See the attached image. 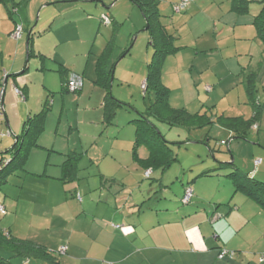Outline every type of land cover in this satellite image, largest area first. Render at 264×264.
I'll list each match as a JSON object with an SVG mask.
<instances>
[{
  "label": "rangeland",
  "instance_id": "obj_1",
  "mask_svg": "<svg viewBox=\"0 0 264 264\" xmlns=\"http://www.w3.org/2000/svg\"><path fill=\"white\" fill-rule=\"evenodd\" d=\"M21 1L15 0L17 4ZM159 6L163 24L167 25L170 33H175L174 25H178V29L180 22L183 23L181 14L175 11L177 4L173 0H162ZM254 8L257 9L255 6ZM105 14L115 22L112 21L110 25L103 23L102 16ZM19 16L20 14L15 15L21 21ZM32 26H35L36 34L41 31L42 35H37L39 37L35 40L37 45L29 59L28 71L23 72L27 60V35L31 31V28H26L23 68L16 72L19 73L16 78H21L20 83L25 81L31 94L26 102L19 98L14 102L20 103L19 109L22 112L24 105H27L31 111L29 117L40 113L47 105L46 126L37 145L29 146L24 166L19 167L17 161L9 166L14 158L10 151L16 143V137L22 133L23 124L29 118L21 124V120L16 117L18 108L9 110V97L12 94L9 83L6 89V108L9 118L13 117L14 128L12 125L13 135L10 136L7 135L9 127L6 122L0 124V162L5 164V168L9 166L0 176L2 203L5 197L10 198L15 189L21 188L25 181L36 185L34 181L44 180L46 169L49 172L57 168L60 170V166L71 152L82 155L79 174L83 177L99 174L100 170L108 174L118 173L116 164L125 160L122 158V151L126 150L123 146H127L128 141L132 139L131 144L134 146V136L131 134L135 135L136 128L132 121L140 119V113L146 112L151 103V96L149 93L145 96L142 85L148 75L154 48L149 45L150 36L145 30L147 24L143 13L131 0H52L50 6L45 9L35 10ZM219 28L223 35L218 37L220 47L215 41V49L202 54H207L211 61L220 60L224 66L229 60H246L245 66L249 63L255 67L260 65L264 51L261 41H258L259 48L252 41L236 40V36L231 33L233 31L230 32L226 25H220ZM190 29L192 28L187 27L180 32L182 38L176 45H191L187 42L188 36H191ZM109 44H112L109 67H115L111 93L114 99L123 105L116 109L114 125L106 127L103 110L106 93L95 81L98 58ZM40 51L44 54L43 58L39 56ZM188 52H191V49H184L181 56L187 55ZM62 64H68L72 72L82 76L85 87L81 92L76 94L65 90L62 84L63 75L60 73ZM217 66L216 72L224 75V68L221 70ZM204 75L210 76L212 72ZM25 85L20 87L25 89ZM184 87L195 89L190 81L185 83ZM195 87L201 88L203 93L200 100H203L204 104H198L200 109L204 110L203 106L214 107L212 110L215 123L192 131L184 127L171 129L160 125L165 140L172 145L177 162L165 171H153L150 179H146L144 170L138 168L142 175L135 193H145L150 189V192H155L161 200L174 199V195L180 194L183 198L184 185L190 179L192 181L196 178L191 184L194 191L195 185L198 184L201 193L206 197L219 196L221 199H229L235 192L233 182L227 177L231 173V163H234L242 174L264 182V64L258 72V101L261 107L258 106L256 112L245 93L241 76L229 73L215 85L203 82ZM255 113L259 114V127L250 131L248 140L232 139V133L217 123L218 117L223 115L251 119ZM209 116L213 117L211 113ZM2 134L5 136L2 137ZM139 156L145 159L148 153L141 149ZM93 158L95 162L92 163L90 159ZM98 161L101 164L100 169ZM258 161L259 165L256 164ZM28 173L33 176L27 179ZM7 209L11 212L8 206ZM10 216L11 213L7 216L0 214L1 228ZM0 254L6 258L10 257L9 253ZM55 256L60 259V255L55 253ZM12 263L25 264V261L16 258L12 259ZM30 264L49 263L33 259Z\"/></svg>",
  "mask_w": 264,
  "mask_h": 264
},
{
  "label": "crops",
  "instance_id": "obj_2",
  "mask_svg": "<svg viewBox=\"0 0 264 264\" xmlns=\"http://www.w3.org/2000/svg\"><path fill=\"white\" fill-rule=\"evenodd\" d=\"M158 1L160 4L162 0ZM250 1L249 13L238 14L232 11V0H191L177 12L181 14L183 23L180 22L178 29V25H174L175 33H170L167 25L163 24L174 35V46L177 48L174 54L165 59L161 76L162 84L169 91L168 100L172 108L185 109L190 114L209 112V107L200 109L199 106L204 104L200 100L203 93L201 88L195 86L203 82L215 85L229 73L241 76L245 89L246 75L259 66L255 67L252 63L245 66L246 60H229L225 67L220 60L211 61L207 54L202 53L213 51L215 41L220 47L218 37L223 36L220 25L232 30L230 32L236 36V40L252 41L260 48L258 41L261 40L253 22L262 9L261 0ZM173 2L178 5L182 0ZM50 3L52 0H22L20 4L15 0H7L0 4V73L7 72L11 76L6 81L7 85L11 84L12 93L9 110L18 108L16 117L21 120V124L31 112L27 105H24L22 112L20 103L14 102L18 98L26 102L31 94L25 81L20 83L21 78H16L19 74L16 72L23 68L24 32L26 28H31L27 35L28 57L30 36L33 35L32 47L35 49V40L42 35L41 31L36 34L35 26H32L35 10H43ZM17 14H20L18 18L21 21L15 17ZM17 25L23 27V32L16 39L12 34ZM187 27L192 28L187 40L190 47L176 45L182 38L180 32ZM188 48L191 52L181 56L182 51ZM39 54L44 57L41 51ZM263 54L264 51L260 65ZM216 66L221 70L224 68V75L216 72ZM62 67L69 75L76 74L69 69L68 64H62ZM209 71L212 75L205 76ZM188 81L192 82L195 89L184 87ZM21 85H25V89ZM15 87L24 92L25 99L16 94ZM6 95L7 90L4 96L5 118L2 122H6L9 127L7 135L11 136L13 117L9 118L8 115ZM131 136H134L135 141V135ZM132 141L123 146L126 150L122 151V158L125 160L116 164L119 169L116 174L100 170L99 174L85 177L78 174L74 182L63 183L62 164L60 170L57 168L49 172L46 169L44 180L34 181L36 185L25 181L21 188L10 194V198L5 197L3 200L7 215L11 213L9 219L4 221L3 228L18 239L46 246L54 254H58V250L65 246L66 254H58L60 264H264L260 262V256L264 255V210L253 199L236 191L229 199L206 197L198 184L188 205L181 202L182 194L174 195V199L161 200L150 189L145 193H135L142 175L138 168H143L134 161ZM101 156L104 158L103 154ZM90 161L95 162L94 158ZM99 165L98 161L100 169ZM29 176L33 175L28 173L27 179ZM190 180L184 185L185 189L196 178ZM163 200L165 202H159ZM221 249L234 251L236 255L234 258L220 259Z\"/></svg>",
  "mask_w": 264,
  "mask_h": 264
},
{
  "label": "trees",
  "instance_id": "obj_3",
  "mask_svg": "<svg viewBox=\"0 0 264 264\" xmlns=\"http://www.w3.org/2000/svg\"><path fill=\"white\" fill-rule=\"evenodd\" d=\"M131 1L134 3V5L139 7L143 13L146 24L149 27V45L154 48V56L152 62L149 64L148 75L144 83L146 85V90L143 89L145 96L148 93L150 94L151 103L150 106L147 107L146 112L140 113L142 116L140 119L138 118L132 121L136 128L132 152L133 158L134 161L139 164L141 168H143L145 174L148 171H151L150 176H146L147 179H150L153 171H165L171 167L172 164L177 162V156L172 149V145L165 140L163 134L160 131V125L168 126L171 129L175 127H184L188 131H192L194 129L197 130L211 126L215 123L216 119H214V108L213 110L210 108L209 112H206L205 114H190L185 109H174L171 107L168 100L169 91L162 84L161 76L165 59L168 55L174 54L177 51V48L174 46V35L168 32L161 21L162 15L159 10L158 0ZM6 2L7 0H0V4ZM250 3V0H232V11L238 14H247L249 13ZM259 3L262 5V9L254 17L253 24L257 30L259 39L264 44V0H261ZM15 9L14 11H16ZM12 13L13 11L10 12L11 15ZM32 36H30L29 39L27 64L23 72L28 71V62L33 54ZM111 53L112 44H109L102 55L98 58L96 65L97 79L95 84L98 87L104 89L106 93L103 103L104 125L106 127L114 125L116 109L123 105L121 102L115 100L111 93L112 76L115 68L114 66L109 67ZM262 64H264V59ZM261 67L262 65H259L257 71L254 70L248 73L245 77V90L247 97L250 100V104L254 107L255 112L258 106L261 107V104L258 101L257 88L258 72ZM60 73L63 75L62 84L65 90L69 92L67 89V84L71 75H69L68 72L63 68L60 70ZM79 92L75 93L77 94ZM22 93L24 94L23 91ZM47 113L48 107L46 105L40 113L30 116L25 121L23 124L22 133L16 137L18 142L15 143L14 147L10 151L14 158L10 161L9 166L11 163L13 164L16 161L19 167L22 168L24 166L29 146L37 145L39 137L45 131ZM209 113H211L213 117H210ZM258 115V113H255L251 119H245L243 117H226L223 115L218 117L217 123H220L232 133V139L248 140L250 131L254 127H259ZM141 148H145L148 151V156L145 159L139 156V150ZM80 159L81 155L77 154L76 152H71L67 155V159L62 165L63 174L61 180L63 183H72L78 179ZM223 164L229 165L228 163ZM230 166L231 173L227 175V177L233 182L235 191L245 194L249 198L253 199L264 210V182H259L256 179L249 177L247 174H242L239 169L234 166V163H231ZM6 168L5 164L3 165L0 162V176L5 173ZM188 188L192 189L193 195L188 203L184 202L185 196L182 198L183 204L186 205L190 204L194 197V190L191 185H188V187L185 189V194ZM78 199L81 200V197L79 196ZM63 247L58 250V254H66L67 250L65 253H61V249ZM0 252L10 254L9 258L3 257V255L0 254V264H13L12 259L16 258H21L23 261H25V264H30L33 259L41 260L49 264H60L58 257H56L55 254L46 246L34 243L30 240L18 239L12 236L8 230L1 227ZM229 253H233V257L227 256L226 258H234L236 255V252L234 251H229ZM260 262L264 263V255L260 256Z\"/></svg>",
  "mask_w": 264,
  "mask_h": 264
},
{
  "label": "built area",
  "instance_id": "obj_4",
  "mask_svg": "<svg viewBox=\"0 0 264 264\" xmlns=\"http://www.w3.org/2000/svg\"><path fill=\"white\" fill-rule=\"evenodd\" d=\"M190 3L189 0H182V2L177 5L175 7V11L176 12H180L182 9H184L188 4ZM102 21L103 23H105L106 25H110L112 24V20L111 18L108 16V15H103L102 16ZM22 32H23V27L22 26H17L16 30L13 32L12 36L14 38H20L21 35H22ZM8 76L9 74L7 72H3V73H0V124L2 122V120L5 118V102H4V96H5V82L7 81L8 79ZM83 86H84V80L81 76L77 75V74H72L69 78V81H68V84H67V89L70 91V92H79L83 89ZM143 89L146 90V85L143 84ZM15 92L17 95L21 96L23 99H25V96L24 94L22 93L21 90H19L18 88L15 87ZM257 163H260V161H258ZM151 174V171H148L146 173V176H150ZM192 195H193V192H192V189L191 188H188L187 189V192L185 194V197H184V202L185 203H188L190 201V199L192 198ZM0 213L2 215H7V210L6 208L4 207L3 204L0 203ZM67 250L66 247H63L61 249V253H65V251ZM227 256H230V257H233V253H229V251L227 250H224L222 249L219 257L220 259H223V258H226ZM263 261V259H262Z\"/></svg>",
  "mask_w": 264,
  "mask_h": 264
},
{
  "label": "water",
  "instance_id": "obj_5",
  "mask_svg": "<svg viewBox=\"0 0 264 264\" xmlns=\"http://www.w3.org/2000/svg\"><path fill=\"white\" fill-rule=\"evenodd\" d=\"M146 31H148L149 30V27L147 26L146 27V29H145ZM114 74H115V68H114V71H113V76H112V81H113V77H114ZM11 76H9V78H10ZM17 77V76H16ZM7 82H5V84H4V86L6 87V84ZM18 142V139L16 138V143Z\"/></svg>",
  "mask_w": 264,
  "mask_h": 264
}]
</instances>
